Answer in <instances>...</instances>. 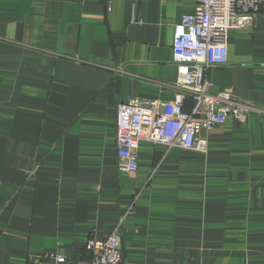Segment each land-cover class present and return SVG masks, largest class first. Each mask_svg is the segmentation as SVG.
<instances>
[{"label": "crops", "instance_id": "1", "mask_svg": "<svg viewBox=\"0 0 264 264\" xmlns=\"http://www.w3.org/2000/svg\"><path fill=\"white\" fill-rule=\"evenodd\" d=\"M195 5L0 0V264H81L119 221L122 264H264V14L207 72L258 112L205 153L140 144L137 171L117 170V103L174 98L173 35Z\"/></svg>", "mask_w": 264, "mask_h": 264}, {"label": "built area", "instance_id": "2", "mask_svg": "<svg viewBox=\"0 0 264 264\" xmlns=\"http://www.w3.org/2000/svg\"><path fill=\"white\" fill-rule=\"evenodd\" d=\"M195 6L193 15L182 16L173 35L172 58L178 75L174 98H129L117 103L116 163L122 174L137 171L140 144L148 143L163 153L172 149L205 153L208 135L216 127L228 118L246 123L258 112L233 94L210 92L207 72L227 64V35L253 27L257 15L264 14V0H196ZM188 98L193 103L189 113L183 109ZM120 224L105 240L87 243L91 258L81 264H122Z\"/></svg>", "mask_w": 264, "mask_h": 264}]
</instances>
